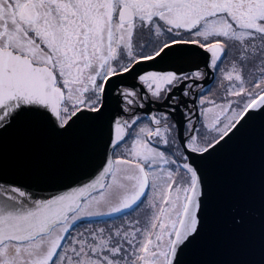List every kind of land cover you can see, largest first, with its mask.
<instances>
[{"label":"snow or ice","instance_id":"6c2138e0","mask_svg":"<svg viewBox=\"0 0 264 264\" xmlns=\"http://www.w3.org/2000/svg\"><path fill=\"white\" fill-rule=\"evenodd\" d=\"M41 141L99 162L0 185V264H264V0H0V171Z\"/></svg>","mask_w":264,"mask_h":264},{"label":"water","instance_id":"95a60500","mask_svg":"<svg viewBox=\"0 0 264 264\" xmlns=\"http://www.w3.org/2000/svg\"><path fill=\"white\" fill-rule=\"evenodd\" d=\"M33 161L28 171L10 168L7 172L0 171V185L16 184L24 187L37 198L46 197L63 191L64 185H74L84 178L98 159L85 161L77 157V145L74 142L56 143L41 141L33 148ZM239 167L240 177L245 182L249 192L256 187L257 168L255 161L250 156H245L240 161H225V173L230 174ZM53 175L55 179H41V176ZM253 207L257 202L252 201ZM253 231L247 242L242 247L238 258L259 264V219L252 217Z\"/></svg>","mask_w":264,"mask_h":264}]
</instances>
